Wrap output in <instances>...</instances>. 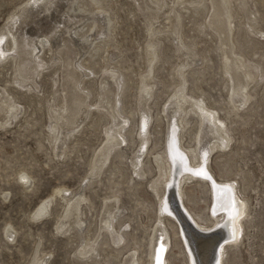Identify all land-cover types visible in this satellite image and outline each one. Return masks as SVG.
I'll return each mask as SVG.
<instances>
[{"label": "rangeland", "instance_id": "rangeland-1", "mask_svg": "<svg viewBox=\"0 0 264 264\" xmlns=\"http://www.w3.org/2000/svg\"><path fill=\"white\" fill-rule=\"evenodd\" d=\"M142 1L147 2L150 12L154 11L155 6L150 0H101L107 15L113 18L115 28L112 30L107 24V16L94 10L90 0H0V34L6 28L17 32V35L23 34L25 41L22 44L33 43L41 48L39 57L42 56L45 62L27 60L24 67L31 72L32 80L19 85L18 63L25 58L24 54L20 53L13 59L10 54L0 57V95L8 91L23 106V111L12 118L15 120L11 119V124L0 125V264H33L36 256L44 259L46 264H85L90 260L80 256L79 251L83 250L81 247L85 241L92 242L96 238L100 242L106 239L108 245L98 246L95 264H129L133 250L137 251L139 264H150L152 236L155 240L159 237V241L161 237L170 240H167L168 264H187L186 243L183 236L176 233V222L170 216L164 219L158 212L160 198L165 191V178L161 176L156 185L160 189L162 187L161 191L159 188L154 191L150 185L160 173H164V159L159 160L160 163L155 157L159 152L164 154L169 147L165 128L173 108L167 105L169 98L179 89L191 94V103L187 104L189 108L194 107L192 100L203 98L210 109H216L217 118L223 121L219 137L228 132L232 140L226 149H220V139L213 141L214 149L207 155L206 170L218 181L234 182L237 194L248 200L239 241L222 245V264H264V73L261 72V68L264 70V0H241L244 3L242 9L235 13L232 21L234 51L242 53L251 64L260 66L258 73L261 74L254 79L256 82L253 80L248 85L252 98L235 114L229 101L232 81L223 71L217 35L207 25L213 11L210 0L196 5L165 0L166 3L154 12L150 20L161 26L165 14H170L169 7L174 5L181 12L179 32L163 28L156 36L148 32L150 21L145 16L148 12L144 10ZM231 1L234 5L232 11H235L239 0ZM82 4L88 10L75 12L74 8ZM150 39L159 40V60L151 75L154 79L148 78V82L156 79L155 82L150 81L154 92L147 101L149 105L146 103L143 109L138 105V99L141 75L148 69L150 54L147 44ZM5 41L8 45L12 39L6 35L0 39V45ZM61 47L64 52L59 55L57 50ZM188 47L195 49L192 54H199L201 58L191 66L192 69L188 66L184 69L187 77L184 89L183 86L180 88L177 73L187 62ZM66 59L75 63L77 76L82 81L80 85L88 91L86 100L91 107L86 116L79 114L78 130L69 132L73 126L60 129L62 132L58 136L64 137L65 146L55 148V144L61 141L55 140L58 133L51 130L54 118L49 116V105L59 109V104H62ZM113 71L125 82L120 88L118 81L111 77V74L115 75ZM14 77L18 78L16 82ZM104 79L109 89L107 102L101 98ZM114 93L118 98L116 108L119 114L111 117L100 108V104L108 106L116 98ZM145 109L150 117L147 126L149 140L139 157L143 171L139 169L140 172L136 173L132 162L142 150L139 131ZM190 113L185 119L188 124L181 129L184 137L181 136V144L185 148L191 146L190 149L196 146L194 154L197 158L194 161L198 165L202 163L198 150L201 147L195 144V134L200 123L198 115ZM120 121L125 126V141L117 147L116 155L112 152L97 179L89 178L90 160L105 143V131L118 129ZM20 170L30 174L34 181L32 188L23 187L17 180ZM193 179H185L182 183L183 203L198 222L212 227L214 202L210 185L204 179L199 183ZM61 186L73 191L82 187L90 199V205L83 207L88 229L80 230L73 226L67 234L57 231L56 216L63 211L64 203L59 197L52 202L50 218L33 216L38 204L55 194L56 187ZM114 195L118 196V202H114ZM106 204H116L120 208V215L115 220L116 229L112 233L100 226V219L109 215ZM157 215L163 223L159 224ZM183 217L188 219L184 212ZM9 224L15 229L13 240L4 233L5 226ZM162 228L166 229L163 231ZM122 232L124 236L121 239L119 234Z\"/></svg>", "mask_w": 264, "mask_h": 264}, {"label": "bare ground", "instance_id": "bare-ground-1", "mask_svg": "<svg viewBox=\"0 0 264 264\" xmlns=\"http://www.w3.org/2000/svg\"><path fill=\"white\" fill-rule=\"evenodd\" d=\"M90 1L94 6V10H96L98 13H101L107 16V24L113 30L115 28L114 27L115 25L113 24L114 22H112L113 18L110 15H107L106 9L101 4V0H90ZM203 1L204 0H181V1L177 0V2L179 3H185V2L193 3V4L195 3V5L196 3L202 4ZM142 2L144 5V10L148 12V15H145V16L150 21L148 32L151 36L158 35V33H160L163 28H169L171 31H174L175 33L179 32L178 25L180 24V20H181L180 19L181 12L175 9L174 5H171L169 7L170 14H165L164 22H162L160 26V25H155V22L150 19L154 17V12L159 10L162 4L166 3L165 0H150V2L155 6V9L153 12H150L151 8L147 5L146 1H142ZM138 3L140 4V2ZM210 3L213 7V11L210 14L207 25L210 26L214 35H217L216 37L219 40L218 48H220L222 52L223 71L227 74L226 77L232 81L230 88H229V101L232 102L230 104H232L231 107L234 108L233 111L235 114L237 109L241 108V106L243 107V105L249 101L250 97L252 98V95H250L248 91V85L258 76V74H260L258 73V68L260 66L258 67V65L256 64H251V62L247 61L243 57L242 53H237L234 51V46H233V41H232V35H233L232 33H234L232 21L235 16V13H237L238 10L242 9V6L244 4L243 1L241 0L238 1V3L236 4L237 9L235 11H232L234 5L231 0H210ZM197 6L199 7V5ZM74 10L75 12H84L88 9L84 7V4H82V5H77V7L74 8ZM88 14H91V13L89 12ZM88 17L93 18V16H90V15H88ZM6 35L10 36V39H12V42L11 44L7 45V41H5V44L0 45V57L2 55L5 56L6 54L7 55L10 54L12 56L10 57L13 59L20 53L24 54L25 58H21L20 61L18 60L19 61L18 74L20 75L21 79L25 81H22L21 79L20 81L18 79L19 78V75H18L17 84L19 85L22 83L24 84L27 80L31 81L32 79L30 78L32 77L31 76L32 74L30 71H28L27 68L24 67V64L27 62V60H30V59L39 60V61L44 62V58H41L42 54L40 55L41 57H39L41 48H38L33 43H30L28 45H23L22 43H24L25 41V37L23 36V34L20 33L17 35V32L9 28H6V31L0 34V39H2L3 37H6ZM158 41L159 40L150 39L147 44V51L149 52L150 57L148 59V69L144 71V73H142L141 75L142 85L140 87V94H139V99H138V105L142 106L143 109H144V105H146L147 101L151 99L152 94L154 92L152 91L153 84H150V81L154 79L153 78L154 76H151V75L154 72L156 61L159 60V53H158V50H159L158 43L159 42ZM74 44L78 45L77 42H75ZM188 48L189 49L186 51L187 62L184 63L185 65H181L183 66V69L178 70V73H177L180 79V88L184 84L186 85L187 77L184 74L186 70L185 68L188 66L189 69H192L191 66L195 64L201 58L199 54L198 56L197 54L196 55L192 54V51L193 52L196 51L195 49L192 50L191 47H188ZM11 50L13 51L11 52ZM49 50H51V48H49ZM63 52H64V48L62 47L57 50V53L59 55H62ZM2 59L3 58H1V60ZM200 62L201 61H199V63ZM64 67L67 73H66V76L63 78V82H62L63 89H64V96L62 97V100H61L62 104L61 103L59 104L58 106L59 109H54V107L50 108V106L52 107V105H49L50 112L48 111L49 116L54 118V123L51 125V130L58 133L57 136L55 137V140L61 141L60 144L59 143L55 144V148L65 146L64 145L65 142L63 141L64 137L58 136L59 133L62 132V130L60 129L63 128L64 126H73V128L68 129V131L73 132L74 130H76L79 127L80 124L78 123L81 120L78 117L79 114L83 113L82 115L86 116L87 114L90 113V107H91L90 103L86 100V98L88 97V91L83 89V87H81L80 85L82 81L77 76L75 63L73 64L71 61H68L66 59L64 61ZM259 72H260V69H259ZM261 72L264 73V70L262 71V68H261ZM37 73L35 72V74ZM115 75L111 74V77L114 80L118 81V87L120 88L124 85L125 82L122 79L121 75H116V76ZM149 76L152 77L153 79L151 80L149 79L150 81L148 82ZM17 79H15V82ZM155 80L153 81L155 82ZM254 81L256 82V80ZM101 85L104 88V90L101 93V98L103 100H106L107 102V97L109 96L107 80L104 79L101 82ZM26 86L28 87L29 84ZM185 87L184 89H186ZM190 95H187V93H185L182 89H179L178 91L173 93L171 99L169 98L170 101L169 100H168L169 102L167 101L168 102L167 107L168 106L170 107V105H172L171 108H173L172 112L171 113L169 112L170 114L168 113L170 117L169 119H167L168 127L165 128L167 129L169 147H167L166 151L164 150L165 151L164 154H162L163 152L162 153L159 152L162 155H159V153H157L158 156L155 157L156 162H160L159 160H161L162 158L164 159V165H163L164 170L162 169L164 173L163 174L160 173L159 177L157 176L156 177L157 179L155 178L156 181H154L153 183L151 182L152 184L150 185L154 187V191H156L155 188H159V187H156L159 178H161V176L165 178V184H166L165 191L163 193L164 195L162 196V198H160V203H159L160 205H159L158 212H159V215H162V217H165L164 219H166V216H170L176 222V228H175L176 233L181 234V236H183L184 241L186 243L185 252H186V257H187L186 258L187 264H203V263L207 264L206 263V260H208L207 256L209 254L210 248L212 247V244L214 243V241H212L213 239L212 237L214 235H209L207 238L204 237L205 235H202L201 237L198 238L197 235L195 236L194 234L195 232L193 229L195 228L200 230L201 231L200 233H203V234L217 232L218 233L217 236L220 235V239L216 242V244H214V246L216 245V247L212 251L211 255L213 256H211L212 258L210 259V262H212V264H222V258L224 255V246L222 245L225 242H230V243L232 242L236 244L239 241L242 227H243L242 219L247 213L246 209H247L248 200L246 201V199H243V197H240L237 194L234 188V182L229 181V180L228 181L226 180L218 181L215 177H213L209 173V171L206 170L208 167V166L206 167L205 165V163L208 161L206 159L207 155L209 154L211 149L212 151L214 149L213 141L215 142L216 140L220 139L219 140L221 141L220 146L222 147L220 149H223V148L226 149L229 146V143L232 140V137L230 136V133L226 132L225 130L224 131L226 132V134L223 137L222 136L219 137L220 135L219 131H221V126L223 125V121L217 118L216 111H215L216 109L213 110L207 106L205 99L203 98H200L197 100L191 99L192 101H194L192 102L194 107L191 106L189 108L187 104L190 101V98H191ZM114 96H116V98H114V101L108 103V106L100 104V108L102 107L101 109H104L106 114H108L111 117H115L116 115L119 114L116 108V104H117L116 102L118 100L117 94L114 93ZM192 98H194L193 95H192ZM14 99L15 97L13 98V94L12 93L10 94L8 91L7 92L4 91V93L2 92V94L0 95V125L2 126H4L5 124H11L12 120H15L12 118H16L23 111V106L21 104H18ZM190 103L191 101L189 102V104ZM96 105H98V103ZM167 109L165 110L166 112L169 110ZM148 110L149 108L147 109V111ZM189 112H192L193 114H197L199 117L198 122L200 123V129L196 130L197 133L195 134V139H196L195 144L201 147L200 149L198 148L197 149L200 150L199 158L202 159V163L198 165H196V162L194 161L197 158L195 155L196 153L194 152L195 151L194 147L196 146L193 147L194 149L193 150V149H190L191 146L190 148L189 147L185 148L186 146L183 145L184 146L183 147L181 144V140H183L181 129L187 122L185 119H186L187 113ZM146 113L147 112L145 109L141 115L142 126L139 131L140 133L138 132L141 136L140 139L142 141V146L140 149L142 150H140L141 151L140 154L137 155V159H135L133 162L131 161L132 167L135 168L136 173L137 172L139 173L140 172L139 169H141L142 167V161L139 159V157L141 156V154L144 153L146 149L145 146L147 144V141L149 140L147 136L148 135L147 126L150 121L149 120L150 117L147 115L149 112L147 114ZM188 116L190 115L188 114ZM122 123H123L122 121L118 122V124L120 125L118 129L116 128L114 131H111L109 129L105 131L106 132L105 143L103 144L102 147L98 149L96 153H94L93 157L91 158L92 160H90L91 166H90V172H89L90 177L89 178L96 177L97 179V177L99 176V173H102L101 169L107 163V160H109V157L111 156L112 152H114V155H116L119 149V148L117 149V147H119L125 141V138H124L125 126H123ZM199 123H198V128H199ZM202 124L204 127L205 126L208 127V129L206 127L205 129H203ZM224 127H227V126H224ZM216 146H218V144ZM153 160H154V157H153ZM141 170L143 171V168ZM143 174L141 175L144 176ZM189 178L191 179L190 181H192V179L194 178L195 181L198 183L200 182L201 179L202 180L204 179V182L210 185V190H211V194H212L213 202H214L212 206V210H211V214L213 215V218H214L213 219L214 223L212 224V227H209L210 225L201 224L200 222H198L191 215L190 211L185 207L183 203V194L185 193L182 191L183 189L182 183L185 179H189ZM17 180H19L22 183V186L27 189L32 188L34 184L32 177L25 170L18 171ZM157 195L159 196V194ZM56 197H59L64 202L62 204L63 211L56 216L57 225L55 227L57 231L60 230L61 232H63V234H67V232L73 226H76L80 230L86 229L89 223H88L87 216H84L85 213L83 211V207H88L91 201L86 195V193L84 192V190L82 189V187L75 191L70 190L65 186L56 187L55 194H51L50 197L43 199L38 204L36 209L33 210L34 211L33 216L34 217L36 216L35 218H38V219H42L43 217L50 218L52 216L51 205H52L53 200ZM173 198L175 199L173 200ZM118 200H119L118 196L114 195V202H118ZM115 205L106 204L105 207L106 209H109V215L100 219V221L102 222V225H100L101 228L106 229L110 233L113 232L115 228V220L120 215V208L116 207ZM183 212L184 214H186V216H188V219H186V217H183ZM31 218L33 219V217ZM64 218L65 220H63ZM157 220H159V224L164 222L162 221L160 216L157 217ZM187 220H190V222L189 221L186 222ZM162 229L164 231L166 228L165 229L162 228ZM120 230L121 229H119V231ZM4 233H5V236L9 240H13L15 229L12 225L9 224L5 226ZM167 235H169V232L168 234H166V236ZM123 236H124L123 232L119 234V237L121 239L123 238ZM160 236H161V232H160ZM162 236H163V233H162ZM167 240L169 239L166 238L164 240L163 237H161L160 241H159V237H157L156 240L154 236L150 238V246H152L151 247L152 250L149 251L150 252L149 253L150 254L149 256L150 264H168L167 259H168V254H169V247H168ZM103 244L108 245V242L106 239L105 240L102 239L101 242L98 241V238L93 239L92 242H90V240L87 242L85 241L84 246L81 247L83 250L79 251L80 256L86 258L87 260H90V262L87 261L85 264H95V262H97L96 258L99 252L98 246L103 245ZM115 245H118V244L116 243ZM87 247L88 249H86ZM132 252L133 253L130 255L131 256L130 259H132V261L130 260L131 262L129 264H139L138 263L139 258L136 253L137 251L133 250ZM33 259H34L33 264H46V261L44 262V259L38 256L34 257Z\"/></svg>", "mask_w": 264, "mask_h": 264}, {"label": "water", "instance_id": "water-1", "mask_svg": "<svg viewBox=\"0 0 264 264\" xmlns=\"http://www.w3.org/2000/svg\"><path fill=\"white\" fill-rule=\"evenodd\" d=\"M196 229V228H195ZM193 229L194 230V234H195V236L197 235V237L199 238V237H201L202 235H205L204 237H208L209 235H214L212 238V241H214V243L212 244V247L210 248V251H209V254H208V260H206V263L207 264H210V259H211V254H212V251L214 250V248H215V246H214V244H216V242L220 239V235L219 236H217V232H211V233H206V234H203V233H200L201 231L200 230H198V229ZM204 264V263H203Z\"/></svg>", "mask_w": 264, "mask_h": 264}]
</instances>
